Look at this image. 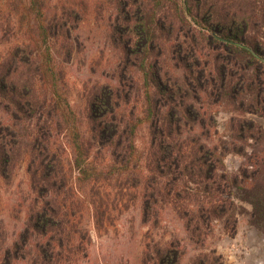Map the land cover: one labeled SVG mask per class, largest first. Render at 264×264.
<instances>
[{"label": "trees", "instance_id": "obj_1", "mask_svg": "<svg viewBox=\"0 0 264 264\" xmlns=\"http://www.w3.org/2000/svg\"><path fill=\"white\" fill-rule=\"evenodd\" d=\"M116 3L120 18L113 30L119 33L124 53L120 79L90 90L85 128L81 113L64 92L58 67L56 45L65 48L70 38L59 41L64 24L49 20L44 0H27L24 12L33 20L26 29L28 38L20 37L11 46L10 57L0 62V109L7 99L15 116L32 121L47 106L56 128L66 130L63 147V142L52 140L51 125H43L41 117L35 124L24 121L23 134L18 123L12 130L0 123L3 167L21 154L23 145L31 148L30 167L45 195L31 213L48 243L43 264H52L50 248L53 251L79 231L65 208L75 213L88 203L99 228L109 218L108 208L116 201L111 203L101 184L110 185L113 178L124 181L121 192L135 190L142 197L147 217L157 202L172 203L185 221L189 239L204 241L212 219L233 216L229 210L234 203L228 193L227 198L223 195L237 182L216 174L230 147L223 137L216 145L211 141L216 127L211 105L221 101L264 117V0ZM14 24L8 22L5 31ZM129 65L137 68L144 82L139 112L130 108L134 83H127L132 80ZM144 127L145 145L138 141ZM233 129L237 137L255 138V129L264 137V128L245 118L233 122ZM256 157L254 151L250 157L254 163ZM245 192L240 199L251 205L252 222L262 229L264 178ZM56 230L57 235L50 234ZM156 252L159 264L178 262V252L169 244ZM192 260L208 262L206 254Z\"/></svg>", "mask_w": 264, "mask_h": 264}, {"label": "rangeland", "instance_id": "obj_2", "mask_svg": "<svg viewBox=\"0 0 264 264\" xmlns=\"http://www.w3.org/2000/svg\"><path fill=\"white\" fill-rule=\"evenodd\" d=\"M44 1L49 8L46 11L49 20L57 18L64 24L58 32L61 34L59 41L66 35L70 38L66 49L60 43L56 45L58 67L64 92L81 113L85 128L90 90L120 79L121 68L118 66L124 53L119 33L113 30L120 18L117 3L116 0ZM26 5L27 0H0V62L2 57H10L11 46L20 37L28 38L26 29L33 20L24 12ZM8 22L18 25L5 31ZM127 70L132 77L127 83H134L130 89V108L139 112L144 82L135 66L129 65ZM13 78L15 76H7V79ZM9 95H12L10 91ZM211 106L216 119L211 141L216 145L223 137L230 147L224 166L219 167L216 174L219 177L225 175L229 183L237 178L231 190L223 195L227 198L228 193L234 203L229 210L233 215L230 220L212 219L204 241L194 243L187 235L185 221L172 203L157 202L147 217L142 197H137L135 190L121 192L120 182L124 181L117 182L113 178L110 185L101 184L102 191L110 193L111 203L116 202L108 208L110 216L100 228L88 203H82L75 213L69 207L64 209L70 213L79 231L73 232L69 239L65 237L63 245L57 244L53 251L50 248L52 264H159L156 251L166 244L177 250L176 264H193L192 259L199 254L207 255V264H264V228L260 229L252 222L251 205L240 199L245 196V190L264 178V137L257 129L253 130L255 138L237 137L233 129V122L238 118L252 120L264 128V117L239 111L234 105L221 101L213 102ZM39 117L43 125H51L49 135L52 140L63 142L64 147L66 130L62 126L56 128L49 107H43L32 121H24L35 124ZM24 121L21 116L14 115L11 102L6 99L0 109L3 128L12 130L18 123L20 134H23ZM147 140V127H144L138 132V141L145 145ZM29 146L23 145L21 154L6 166L0 162V264H43V248L48 246L43 230L36 228L31 218L32 209L42 203L45 195L40 192V184L35 182L30 167ZM254 151L258 156L257 163L250 158ZM67 154L68 151L63 153L65 159ZM104 155L105 152L101 157ZM191 185L195 187V184ZM50 234L57 235V230Z\"/></svg>", "mask_w": 264, "mask_h": 264}]
</instances>
